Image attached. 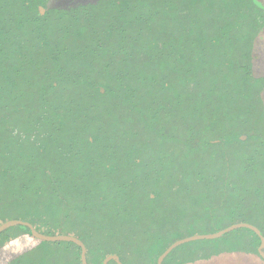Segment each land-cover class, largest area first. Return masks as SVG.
I'll return each mask as SVG.
<instances>
[{
	"label": "trees",
	"instance_id": "trees-1",
	"mask_svg": "<svg viewBox=\"0 0 264 264\" xmlns=\"http://www.w3.org/2000/svg\"><path fill=\"white\" fill-rule=\"evenodd\" d=\"M50 1L0 0V225L75 237L86 264H156L237 223L264 238L252 0ZM259 245L240 228L162 264L261 260ZM81 255L24 226L0 234V264Z\"/></svg>",
	"mask_w": 264,
	"mask_h": 264
},
{
	"label": "flooded vegetation",
	"instance_id": "flooded-vegetation-1",
	"mask_svg": "<svg viewBox=\"0 0 264 264\" xmlns=\"http://www.w3.org/2000/svg\"><path fill=\"white\" fill-rule=\"evenodd\" d=\"M252 2H253V5L257 8V10L259 11V13H261L262 14V16H263V18H264V0H252ZM61 9V8H60ZM261 24H262V26H261V28H260V30L258 31V33H257V35L252 39V41H251V43H250V62H249V73H250V76H251V78L253 79V80H255V84H256V86L258 87V89H259V91H258V94H259V97H260V100H261V102H262V107L264 108V96H263V94H264V73H262V72H260L259 71V62H260V60H261V53L263 52V51H261L260 53L258 52V50H257V48H258V46H259V44H260V42H262V41H264V37H263V31H264V23H262L261 22ZM247 138H246V136H242V137H240V140L241 141H245ZM10 221H19V220H10ZM7 222H9V221H7ZM7 222H5V223H7ZM20 222H22V221H20ZM5 223H3V224H5ZM23 223H25V222H23ZM2 224V225H3ZM28 224V223H27ZM243 225V224H245V225H248V226H250V227H252V228H254V229H256L255 227H253V226H251V225H249V224H246V223H237V224H233V225H231V226H229V227H232V226H234V225ZM2 225H0V227L2 226ZM28 225H30V224H28ZM16 226H23V225H16ZM16 226H12V227H16ZM31 226V225H30ZM24 227H27V226H24ZM229 227H227V228H225V229H223V230H221V231H218V232H216V233H212V234H207V235H214V234H218V233H220V232H222V231H224V230H226V229H228ZM9 228H11V227H8V228H6V229H9ZM29 230H30V232H31V234H32V230H34V228L31 226V229L29 228V227H27ZM240 228H244V227H240ZM240 228H236V229H233V230H230L229 232H227V233H225V234H223L222 236H220V237H218V238H214V239H220V238H222V237H224L225 235H227L228 233H230V232H232V231H234V230H238V229H240ZM6 229H4V230H2L1 232H0V234L3 232V231H5ZM252 230V229H251ZM257 230V229H256ZM35 231V230H34ZM253 231V230H252ZM258 231V230H257ZM37 234H39V235H42V234H40V233H38L37 231H35ZM255 232V231H254ZM259 232V231H258ZM256 233V232H255ZM260 233V232H259ZM257 234V233H256ZM207 235H196V236H207ZM258 235V234H257ZM260 235H261V233H260ZM42 236H45V235H42ZM47 237H71V238H74V239H76L75 237H72V236H67V235H62V236H47ZM190 237H194V236H190ZM190 237H186V238H190ZM259 237V236H258ZM261 237H262V235H261ZM186 238H183V239H186ZM260 238V237H259ZM183 239H181V240H183ZM262 239L264 240V238L262 237ZM77 241H79L78 239H76ZM202 240H211V239H202ZM178 241H180V240H178ZM49 242H52V241H49ZM80 242V241H79ZM177 242V241H176ZM176 242H174V243H176ZM191 242V241H190ZM81 243V242H80ZM173 243V244H174ZM188 243V242H187ZM82 244V243H81ZM83 245V244H82ZM182 245V244H181ZM80 246V245H79ZM171 246V245H170ZM169 246V247H170ZM179 246V245H178ZM83 247H84V245H83ZM168 247V248H169ZM167 248V249H168ZM260 248H261V239H260V245H259V247H258V249H257V252H258V254L260 255ZM263 248H264V246L262 247V249H261V254L263 253L262 251H263ZM82 249V248H81ZM84 249H85V247H84ZM166 249V250H167ZM165 250V251H166ZM164 251V252H165ZM163 252V253H164ZM163 253L159 256V258L163 255ZM168 255V254H167ZM166 255V256H167ZM166 256L163 258V260L161 261V264H162V262L164 261V259L166 258ZM110 257V256H109ZM158 258V259H159ZM158 259H157V261H156V264H158ZM262 261H264V258L262 257V258H260ZM82 263V262H81Z\"/></svg>",
	"mask_w": 264,
	"mask_h": 264
},
{
	"label": "water",
	"instance_id": "water-1",
	"mask_svg": "<svg viewBox=\"0 0 264 264\" xmlns=\"http://www.w3.org/2000/svg\"><path fill=\"white\" fill-rule=\"evenodd\" d=\"M53 2H54V0L50 1V6H51V7H55V6H56ZM95 3H96V2H95ZM88 4H89V3H88ZM92 4H94V3H92ZM81 5H85V4H81ZM77 6H78V5H77ZM74 7H75V6H74ZM56 8H58V7H56ZM70 8H71V7H70ZM59 9H60V8H59ZM16 225L27 226V227H29V228L31 229V226L28 225L27 223H23V222H20V221H9V222L3 224V225L0 227V232H1L2 230H4V229L8 228V227H12V226H16ZM240 227H244V228L252 229L253 231H255V232L258 234V236H259L260 239H261V248H260L259 251H260V255H262V254H261V249H262V247L264 246V240L262 239L260 233H259L256 229H254V228H252V227H250V226H248V225H245V224L241 225V224H240V225H234V226H232V227H229L228 229H226V230H224V231H222V232H220V233H218V234L207 235V236H194V237H190V238H186V239H183V240L177 241L176 243L172 244V245H171V246H170V247H169V248L163 253V255L158 259V264H161V261L163 260V258H164L167 254H169V253H170L175 247H177L178 245H181V244H184V243H187V242H190V241H195V240L214 239V238H218V237L222 236L223 234L229 232L230 230H233V229H236V228H240ZM32 235H33L35 238H37V239H39V240H43V241H48V242H49V241H52V242H54V241H72V242H74V243L80 245V247L82 248L81 262H82V264H86V262H85V249H84L83 245H82L79 241H77L76 239L71 238V237H47V236H42V235L37 234L34 230H32ZM263 258H264V257H263ZM110 260L118 261L117 258H116L115 256H110V257H107V258L104 260L103 264H106V263H107L108 261H110Z\"/></svg>",
	"mask_w": 264,
	"mask_h": 264
},
{
	"label": "rangeland",
	"instance_id": "rangeland-1",
	"mask_svg": "<svg viewBox=\"0 0 264 264\" xmlns=\"http://www.w3.org/2000/svg\"><path fill=\"white\" fill-rule=\"evenodd\" d=\"M97 1L98 0H54L53 3L56 5L55 7L58 8H70L81 4H92ZM262 35L264 37V31ZM257 50L259 53L263 51L259 62V71L264 73V41L260 42ZM189 264H264V262L259 260L256 256L240 253H224L208 260L196 261Z\"/></svg>",
	"mask_w": 264,
	"mask_h": 264
}]
</instances>
